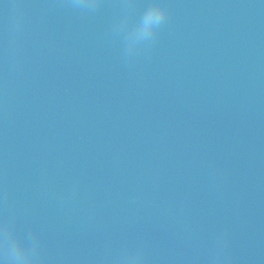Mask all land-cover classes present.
Segmentation results:
<instances>
[{
    "label": "water",
    "instance_id": "1",
    "mask_svg": "<svg viewBox=\"0 0 264 264\" xmlns=\"http://www.w3.org/2000/svg\"><path fill=\"white\" fill-rule=\"evenodd\" d=\"M0 225L39 264H264V0H0Z\"/></svg>",
    "mask_w": 264,
    "mask_h": 264
},
{
    "label": "clouds",
    "instance_id": "2",
    "mask_svg": "<svg viewBox=\"0 0 264 264\" xmlns=\"http://www.w3.org/2000/svg\"><path fill=\"white\" fill-rule=\"evenodd\" d=\"M74 7L94 8L99 0H71ZM168 11L160 4H152L140 17L138 23L131 32V36L140 42L152 40L158 29L165 23ZM126 22L118 25V30L126 27ZM128 51L132 50L128 48ZM39 239L30 235L27 241L18 238L7 225H0V264H39ZM222 257L217 256V260ZM121 264H144L143 256L137 254L123 258Z\"/></svg>",
    "mask_w": 264,
    "mask_h": 264
}]
</instances>
